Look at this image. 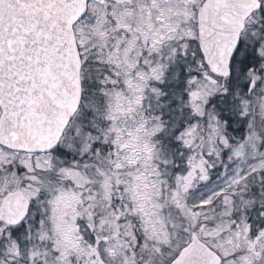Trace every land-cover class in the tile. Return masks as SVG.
Masks as SVG:
<instances>
[{
	"label": "snow or ice",
	"instance_id": "snow-or-ice-1",
	"mask_svg": "<svg viewBox=\"0 0 264 264\" xmlns=\"http://www.w3.org/2000/svg\"><path fill=\"white\" fill-rule=\"evenodd\" d=\"M0 264H264V0H0Z\"/></svg>",
	"mask_w": 264,
	"mask_h": 264
}]
</instances>
